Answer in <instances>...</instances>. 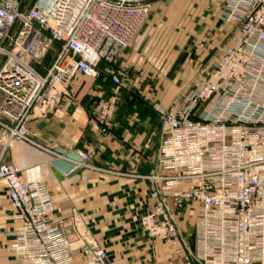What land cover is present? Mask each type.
<instances>
[{
	"label": "built area",
	"instance_id": "obj_1",
	"mask_svg": "<svg viewBox=\"0 0 264 264\" xmlns=\"http://www.w3.org/2000/svg\"><path fill=\"white\" fill-rule=\"evenodd\" d=\"M153 1L29 0L22 8L23 0H0L4 147L32 142L31 116L73 98L77 74L99 77L102 59L114 60L130 45ZM229 7L226 19L240 24L235 45L220 49L209 76L182 105L157 107L158 162L166 173L149 177L152 202L141 223L149 237L173 246L171 264H264V120L233 112L243 105L264 116V0H230ZM55 46L51 65L39 69ZM112 79L119 91L122 76ZM0 183L19 223L12 249L24 264H77L74 233L55 215L47 185L25 180L18 166L2 161ZM187 202L198 206L196 251L177 217ZM81 239L94 256L82 264H109L97 240Z\"/></svg>",
	"mask_w": 264,
	"mask_h": 264
},
{
	"label": "crops",
	"instance_id": "obj_2",
	"mask_svg": "<svg viewBox=\"0 0 264 264\" xmlns=\"http://www.w3.org/2000/svg\"><path fill=\"white\" fill-rule=\"evenodd\" d=\"M229 1L154 0L130 45L114 60L102 59L99 77L77 74L73 98L46 113L35 111L28 122L32 142L14 140L5 148L0 130V161L18 166L25 180L47 185L55 215L74 233L77 264L94 258L82 246V232L106 250L109 264H171L173 246L149 237L141 223L152 202L149 177L166 173L158 162L163 130L157 107L182 105L209 76L220 49L235 45L240 24L226 19ZM114 74L122 76L119 91ZM243 111V105L233 110L264 120L255 108ZM58 148L84 158L76 163L79 171L64 174L52 165L66 159ZM177 217L188 247L196 251L197 204L187 202ZM18 228L0 183V264H24L12 249Z\"/></svg>",
	"mask_w": 264,
	"mask_h": 264
},
{
	"label": "water",
	"instance_id": "obj_3",
	"mask_svg": "<svg viewBox=\"0 0 264 264\" xmlns=\"http://www.w3.org/2000/svg\"><path fill=\"white\" fill-rule=\"evenodd\" d=\"M29 0H23L22 8L27 4ZM57 152L65 156L66 159L58 158L52 161V165L61 173H74L80 170V167L76 168V163H83L84 158L76 150H66L58 148Z\"/></svg>",
	"mask_w": 264,
	"mask_h": 264
},
{
	"label": "rangeland",
	"instance_id": "obj_4",
	"mask_svg": "<svg viewBox=\"0 0 264 264\" xmlns=\"http://www.w3.org/2000/svg\"><path fill=\"white\" fill-rule=\"evenodd\" d=\"M151 12H152V10L150 11L148 16H150ZM57 50H58V46H55V48L53 50H51L49 53L46 54V56L44 57L43 62H42L43 65L42 66L41 65L38 66L39 69L43 70V67H45V66L48 67V66L51 65V63L53 62V60H54V58L56 56V51ZM0 94H1V92H0ZM82 234H84V233L82 232ZM86 235L87 234H84V236H86Z\"/></svg>",
	"mask_w": 264,
	"mask_h": 264
}]
</instances>
